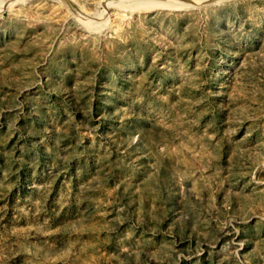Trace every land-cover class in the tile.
<instances>
[{"label": "rangeland", "instance_id": "obj_1", "mask_svg": "<svg viewBox=\"0 0 264 264\" xmlns=\"http://www.w3.org/2000/svg\"><path fill=\"white\" fill-rule=\"evenodd\" d=\"M185 1L0 0V264H264V0Z\"/></svg>", "mask_w": 264, "mask_h": 264}, {"label": "water", "instance_id": "obj_2", "mask_svg": "<svg viewBox=\"0 0 264 264\" xmlns=\"http://www.w3.org/2000/svg\"><path fill=\"white\" fill-rule=\"evenodd\" d=\"M182 1H185V0H182ZM185 2H187L188 4H192V5H195L196 4V3H193L191 1H185Z\"/></svg>", "mask_w": 264, "mask_h": 264}, {"label": "bare ground", "instance_id": "obj_3", "mask_svg": "<svg viewBox=\"0 0 264 264\" xmlns=\"http://www.w3.org/2000/svg\"><path fill=\"white\" fill-rule=\"evenodd\" d=\"M176 1H180V0H176ZM181 2H182V0H181ZM184 2V1H183ZM185 3H187V2H185Z\"/></svg>", "mask_w": 264, "mask_h": 264}]
</instances>
